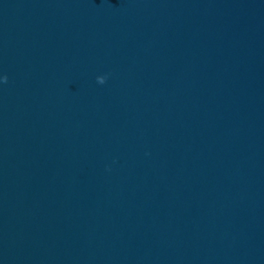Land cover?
Instances as JSON below:
<instances>
[{
  "label": "water",
  "instance_id": "water-1",
  "mask_svg": "<svg viewBox=\"0 0 264 264\" xmlns=\"http://www.w3.org/2000/svg\"><path fill=\"white\" fill-rule=\"evenodd\" d=\"M0 264H264V0H0Z\"/></svg>",
  "mask_w": 264,
  "mask_h": 264
},
{
  "label": "clouds",
  "instance_id": "clouds-1",
  "mask_svg": "<svg viewBox=\"0 0 264 264\" xmlns=\"http://www.w3.org/2000/svg\"><path fill=\"white\" fill-rule=\"evenodd\" d=\"M7 76L6 75H0V84H3L7 81Z\"/></svg>",
  "mask_w": 264,
  "mask_h": 264
}]
</instances>
